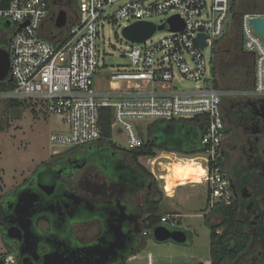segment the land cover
Listing matches in <instances>:
<instances>
[{
	"label": "built area",
	"instance_id": "2783aa9c",
	"mask_svg": "<svg viewBox=\"0 0 264 264\" xmlns=\"http://www.w3.org/2000/svg\"><path fill=\"white\" fill-rule=\"evenodd\" d=\"M49 12L47 0H10L0 7V25L9 36V75L13 77L12 88L0 93V99L41 104L49 114L58 116L65 129L51 133L49 141L66 148L100 141L101 108L111 110V127L124 129L129 150L143 143L134 121L199 118L205 123L200 140L204 152L194 158L204 162L201 183L208 191V208L230 205L229 183L218 162L224 136L222 98L264 97V43L249 24L251 18L264 17V13L246 12L239 17L241 47L254 60L252 89L222 91L214 88L212 58L207 61L203 51L231 30L232 0H79L72 22L60 30L54 28L55 39L44 34ZM162 15L167 16L164 23L152 22ZM173 16L182 22L181 30L170 29L168 20ZM137 21L163 25L161 30L167 28L168 35L155 39L157 29L141 43L123 38L122 57L127 64L108 77L106 91H97L94 78L103 65L97 46L100 29L106 24L123 29ZM199 36L207 44L203 49L196 43ZM179 81L193 83V87L181 89L176 86ZM170 218L161 216L160 224ZM0 260L17 264L13 253L4 252Z\"/></svg>",
	"mask_w": 264,
	"mask_h": 264
},
{
	"label": "flooded vegetation",
	"instance_id": "af4514ba",
	"mask_svg": "<svg viewBox=\"0 0 264 264\" xmlns=\"http://www.w3.org/2000/svg\"><path fill=\"white\" fill-rule=\"evenodd\" d=\"M251 4L257 1L243 0L242 8ZM261 4L264 10V2ZM46 21L51 26L44 34L51 38L56 33L53 15ZM259 118L251 123L250 133L240 125L238 137L224 135L221 144L230 191L241 201H249L264 175V115ZM258 167L263 171L252 175ZM148 172L137 166L126 150L101 141L52 155L36 165L17 189L3 195L0 238L17 264H123L142 242L144 196L155 194V181ZM30 193L36 194V201L27 228L25 219H17L14 212L18 196ZM6 194L12 196L7 201L3 199ZM255 208L250 203L243 210L249 219L264 215V205ZM119 220L128 233L122 242L117 241ZM12 227L16 230L9 231ZM255 245L249 247V253ZM256 246L253 261L260 256Z\"/></svg>",
	"mask_w": 264,
	"mask_h": 264
},
{
	"label": "rangeland",
	"instance_id": "374dc122",
	"mask_svg": "<svg viewBox=\"0 0 264 264\" xmlns=\"http://www.w3.org/2000/svg\"><path fill=\"white\" fill-rule=\"evenodd\" d=\"M63 1L64 0H53L54 3L50 6L49 14L51 16L53 15L54 18L60 9H64L68 14L67 23H71L76 16V12L72 11L70 6L64 7ZM242 1L243 0H235L233 2L232 0V11L237 13L236 21L238 22L239 14L241 12H246V9L242 8ZM256 1L257 4L264 2V0ZM166 19L167 16L164 15L156 16L152 18V22L161 24L164 23ZM45 25L50 27V21L46 22ZM166 29L167 28L156 32L154 38L158 39L162 36H167L168 31ZM56 34L57 33L52 35L51 38L55 39ZM8 37V35L5 36L3 33H0V41ZM221 40L222 44L228 40V36ZM97 46L103 65L100 67L98 74L95 75L94 80L95 89L101 91L104 86H106L108 77L115 72L118 67L127 64V60L122 57V52L126 46V42L122 36V28L116 24L104 25V27L100 29V38L97 40ZM203 54L205 59L209 61L213 57V46L206 48ZM176 86L181 89H190L193 87V83L179 81L176 83ZM0 93H2V91H0ZM8 103L7 100L0 99V188H2V192L0 191V201L6 192L17 189L24 179L31 176L36 165L41 161L48 160L49 156L54 154V151L60 153L73 149L64 146H53L50 143V134L64 130L65 126L58 116L49 114L44 106L41 104H28V106L19 109L17 107L11 108ZM149 123V120L133 122L135 131L142 142L146 140V128ZM111 142L115 144L118 149L126 151L130 149L126 133L124 129L118 125L112 126ZM75 148L78 149L79 147ZM193 158L194 157H185L173 152L156 151V157L154 158L143 157L139 159L140 165L149 171L154 178V193H156L154 194V199H157L159 194H162L163 190V182L157 179L160 174L163 176L169 175L168 177L172 176V180L163 179L166 182L165 184L169 194L172 193V191H169L172 186L188 182H201L205 175V171L203 170L204 162L200 158ZM167 162H170V165L167 167V172L164 174L163 168ZM182 174L189 177H184ZM194 186L197 188V190H195L197 197L189 199L188 193L191 189L189 186H186L177 190V195H179L178 200H174L168 205L166 203L162 204L163 208H161V210L163 209L165 212L171 211V214L167 215L171 218L168 222L161 223L160 225L185 232L190 240H188L186 244L173 246H176L180 250L193 251L203 260H207L209 229L204 223L203 217L200 216L202 215L200 207L203 205V190L205 184L202 183ZM9 197L12 196L6 194L3 199L7 201L10 199ZM146 241L154 242L151 234L145 238V242ZM4 252L13 253L5 246L0 238V255ZM254 253H258L256 245L242 264L255 263V261L252 260V254ZM203 262L204 263L201 262L199 264H207L206 261Z\"/></svg>",
	"mask_w": 264,
	"mask_h": 264
},
{
	"label": "trees",
	"instance_id": "16d2710c",
	"mask_svg": "<svg viewBox=\"0 0 264 264\" xmlns=\"http://www.w3.org/2000/svg\"><path fill=\"white\" fill-rule=\"evenodd\" d=\"M10 0H1L0 7H6ZM235 0H233L234 2ZM49 6L53 0H47ZM79 0H64V7H71L77 13ZM262 5V4H261ZM260 4H251L246 12L264 13ZM241 12L239 14L242 15ZM232 28L226 35L228 40L221 44L219 40L214 44L212 57V75L214 77V88L222 91L229 90H251L253 87V56L245 52L241 47L240 23L236 21L237 13L232 11ZM0 33L5 36L7 32L0 25ZM61 43V42H60ZM8 38L0 41V47L6 48ZM12 83L7 80L0 82V91H8ZM10 107L19 109L28 106L23 101H8ZM222 111L225 122L224 135L233 134L236 137L239 126L245 127L250 133L251 123L258 121L264 115V97L258 98H222ZM112 114L109 108H101L99 111V126L101 142L116 146L111 142L112 136ZM205 123L199 119L178 122L154 121L147 125L146 140L138 148L128 150L130 159L141 169L146 170L139 163L143 157L154 158L156 151H167L178 153L185 157H195L204 152L200 140L205 131ZM118 149V148H117ZM220 168L227 179L225 172L226 162L220 157ZM264 168V165H263ZM262 168L253 169L252 175L259 176ZM148 174L152 177L150 172ZM1 191V188H0ZM156 194V193H155ZM232 194V192H231ZM264 175L260 177L259 187L253 189L249 201L235 198L232 194L230 205L218 204L212 207L204 216L205 223L209 229V256L211 264H242L248 255L250 246L258 245L260 256L255 257L257 262L253 264H264V215L259 219L248 218L249 214L244 213L248 204L252 207L258 204L264 205ZM160 194L157 199L154 195L147 193L144 196L145 220L143 222L142 236L145 239L152 228L160 225L161 215L159 214ZM264 214V213H263ZM244 217H247L244 219ZM147 233L144 235L143 233ZM188 236V235H187ZM188 240L189 236H188ZM187 240V242H188ZM144 246V241L142 242ZM11 251V250H10ZM139 250H136L137 252ZM12 252V251H11ZM134 252V253H135ZM255 256V253L252 254ZM124 264V263H123Z\"/></svg>",
	"mask_w": 264,
	"mask_h": 264
},
{
	"label": "water",
	"instance_id": "95a60500",
	"mask_svg": "<svg viewBox=\"0 0 264 264\" xmlns=\"http://www.w3.org/2000/svg\"><path fill=\"white\" fill-rule=\"evenodd\" d=\"M68 14L64 9H60L55 17L53 18V26L56 29H62L67 24ZM9 25V22H6ZM27 23H24L20 26L23 27ZM168 24L170 25V29L172 31L181 30L183 28L182 22L178 20L176 16L169 18ZM249 24L252 25L253 29L259 34L264 43V17H254L249 20ZM163 25L156 27L151 22L145 21H137L129 26L122 29V36L125 40L135 43H141L148 39L157 29L161 30ZM197 45L203 49L206 47V43L204 42V37L199 36L196 38ZM9 53L6 48L0 47V82L7 80L8 82H12L13 77L9 75ZM20 196V197H19ZM17 198V207L15 209V215H17V219L24 220L26 222V227H30L31 217L34 213L33 206L36 201V194L30 193L19 195ZM26 197L25 200L22 197ZM22 204V205H21ZM122 207L123 215H126L124 211V207ZM121 220L117 221V241H123L128 235L127 232L124 231L122 227ZM12 229V230H11ZM14 227L10 228L9 231H15ZM152 239L157 243L164 242H173L175 244H186L188 240V236L185 232L178 229H171L169 227H165L163 225H157L150 231ZM47 262V259L46 261ZM0 264L2 261L0 260Z\"/></svg>",
	"mask_w": 264,
	"mask_h": 264
},
{
	"label": "crops",
	"instance_id": "0c3cea01",
	"mask_svg": "<svg viewBox=\"0 0 264 264\" xmlns=\"http://www.w3.org/2000/svg\"><path fill=\"white\" fill-rule=\"evenodd\" d=\"M107 89H108V84L106 83V86H104L103 90H101L99 92H104ZM53 153L54 154H52V155L58 154L56 151H54ZM158 164H161V163H158ZM169 165H170V162H167L164 165V168H163L164 174L167 172L166 170H167V167ZM182 175L184 177L185 176L189 177L185 174H182ZM168 176L167 175L163 176L162 174H160L159 177L157 178L158 181L163 182L162 183V189L163 190H162V194H160L161 202H160V206H159V214L161 216L162 215L167 216V215L171 214V211L165 212V211H163V209L161 210V208H163L162 204L166 203L168 205L169 203H172L174 200H178V196H179V195H177L178 189L189 186L191 190L188 193L189 194L188 198L190 199L193 197H197V193L195 191V190H197V188H195L194 185L202 184L201 182H198V183L188 182V183H184V184H178L177 186L170 187L169 191H172V193L169 194L167 191V188H166L165 180H163V181L161 180V178L166 179V180H169V179L172 180V178H171L172 176L171 177H168ZM203 191H204V193H203V205H202V207H200V211L202 212V215H200V216L203 217V220L205 223L204 216L210 210L208 208V204H207V193H208V191H207L206 185H205V188ZM1 192H2V188H1ZM187 196H186V198H187ZM189 199H186V200H189ZM175 215H177V214H175ZM143 241H144V246L142 247L141 245H142ZM142 242H141V245L137 249L139 251H137V252L134 251L135 253L134 252L130 253L124 264H199L201 262L204 263L203 261H206L207 264H211L210 256H209L210 238H209V243H208L207 260H203L197 254H195L193 251L180 250L176 246H173V245H180V244H175L173 242H164V243H157L155 241L154 242H151V241L145 242L144 238H142ZM153 243H157V244H153ZM167 243H170V244H167Z\"/></svg>",
	"mask_w": 264,
	"mask_h": 264
},
{
	"label": "bare ground",
	"instance_id": "6f19581e",
	"mask_svg": "<svg viewBox=\"0 0 264 264\" xmlns=\"http://www.w3.org/2000/svg\"><path fill=\"white\" fill-rule=\"evenodd\" d=\"M193 159H197V158H193ZM162 179V178H161ZM163 180V179H162Z\"/></svg>",
	"mask_w": 264,
	"mask_h": 264
}]
</instances>
